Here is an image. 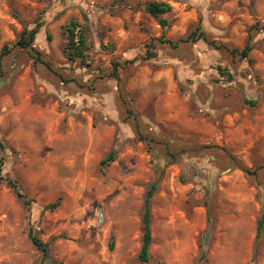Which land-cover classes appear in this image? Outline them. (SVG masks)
Here are the masks:
<instances>
[{
  "label": "rangeland",
  "instance_id": "1",
  "mask_svg": "<svg viewBox=\"0 0 264 264\" xmlns=\"http://www.w3.org/2000/svg\"><path fill=\"white\" fill-rule=\"evenodd\" d=\"M151 2L172 6L166 29ZM72 20L88 28L84 62L65 54ZM36 24L48 65L16 46ZM256 25L264 0H0L2 174L31 201L0 185V264H41L30 227L49 245L44 264H264Z\"/></svg>",
  "mask_w": 264,
  "mask_h": 264
},
{
  "label": "trees",
  "instance_id": "2",
  "mask_svg": "<svg viewBox=\"0 0 264 264\" xmlns=\"http://www.w3.org/2000/svg\"><path fill=\"white\" fill-rule=\"evenodd\" d=\"M146 11L154 18L159 19V24L163 29H166L169 26V22L165 19L160 18L161 15L167 14L172 11V6L165 3V2H151L146 5ZM42 25L36 24V26L32 29H25L23 33L21 34L19 40L16 43V46L20 49L26 50L31 57L35 60L36 63H45L43 59L41 58V53L38 52L35 48V43L37 40V35L40 32ZM252 29L259 31L264 30V28H260L259 25L254 26ZM87 31L88 28L84 27L83 24L76 20H72L68 26H65V33L67 36V45L65 48V54L71 61L81 60L82 62L86 61L88 56L86 54L87 50ZM198 38L206 40V37L204 34H200ZM252 38L249 39V42L244 47V49L240 52L241 58L248 59L250 56V53L253 49L251 45ZM234 54H238V50L233 51ZM7 54V48L3 50V55ZM150 57H154V53L151 52L149 54ZM47 64V63H45ZM48 65V64H47ZM231 77V76H229ZM252 105H255V103H252ZM6 149L5 145L0 142V150L4 151ZM115 157V151H112L111 154L103 161V163H108L114 160ZM3 165H4V157L0 160V185L3 183H7V185L14 190V192L24 200V203L27 207L31 206V201L27 199V197L22 193L20 184L17 180H14L10 177H5L3 172ZM252 173V172H249ZM158 188V183L155 182L152 184L151 188L147 192L146 200H145V212L143 216V245L142 249L139 255V260L142 263H147L150 260L149 255V249L152 244V234H151V201L154 197L156 191ZM59 206L58 202L51 204L47 206L45 209L53 211ZM264 226V216L262 217L260 223H259V232L258 237L260 236V233L263 230ZM29 238L32 241L33 245L38 249V251L42 255L41 264H44L48 261H50V248L47 243H44L38 238L35 234V230L33 227L29 228L28 232Z\"/></svg>",
  "mask_w": 264,
  "mask_h": 264
}]
</instances>
